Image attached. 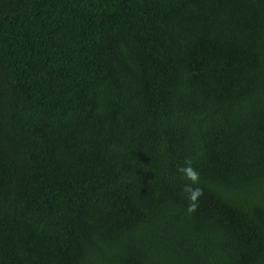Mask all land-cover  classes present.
Segmentation results:
<instances>
[{"label": "trees", "instance_id": "1", "mask_svg": "<svg viewBox=\"0 0 264 264\" xmlns=\"http://www.w3.org/2000/svg\"><path fill=\"white\" fill-rule=\"evenodd\" d=\"M0 264H264V0H0Z\"/></svg>", "mask_w": 264, "mask_h": 264}, {"label": "clouds", "instance_id": "2", "mask_svg": "<svg viewBox=\"0 0 264 264\" xmlns=\"http://www.w3.org/2000/svg\"><path fill=\"white\" fill-rule=\"evenodd\" d=\"M181 178L186 181L182 186V192L189 200L187 211L194 213L199 207V200L204 195V190L199 186L200 172L193 166L192 159H186L184 164L178 168Z\"/></svg>", "mask_w": 264, "mask_h": 264}]
</instances>
